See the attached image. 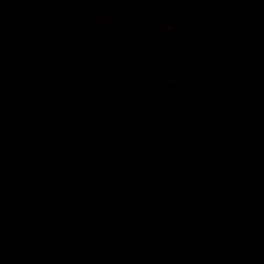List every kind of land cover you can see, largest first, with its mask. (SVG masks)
I'll use <instances>...</instances> for the list:
<instances>
[{
	"label": "rangeland",
	"instance_id": "374dc122",
	"mask_svg": "<svg viewBox=\"0 0 264 264\" xmlns=\"http://www.w3.org/2000/svg\"><path fill=\"white\" fill-rule=\"evenodd\" d=\"M0 1V25L10 23L20 35L70 33L93 58L82 94L43 81L26 93L16 117L0 116V200L13 198L0 214V230L23 215L40 225L39 252L30 264H113L127 250L134 207L162 201L165 216L142 244V264H163L162 247L197 184L211 177V169L201 174L197 168L228 138L239 114L253 74L246 64L250 48L264 50V0H196L192 14L175 0ZM127 3L139 10L131 22L122 17ZM219 16L232 37L191 40L190 26ZM213 63L225 74L215 76ZM166 98L189 101L173 130L147 144L114 140L144 120L141 103ZM257 141L214 175L220 182L201 232L177 250L172 264H264V122ZM79 176L96 184L72 188ZM237 218L246 224L240 246L226 236ZM89 221L96 222L91 236Z\"/></svg>",
	"mask_w": 264,
	"mask_h": 264
},
{
	"label": "water",
	"instance_id": "95a60500",
	"mask_svg": "<svg viewBox=\"0 0 264 264\" xmlns=\"http://www.w3.org/2000/svg\"><path fill=\"white\" fill-rule=\"evenodd\" d=\"M176 6L187 12L199 10L196 0H175ZM1 7V1H0ZM139 15L137 6L127 3L122 17L133 21ZM194 43L202 37L221 40L231 34L232 28L223 17L212 22H195L188 28ZM181 39L178 43H181ZM252 60L257 72L256 78L247 89L240 112L234 119L232 130L226 140L215 144L197 171L201 174L210 169L223 170L229 161L241 155L258 137L260 123L264 119V50L255 47ZM251 63V61H250ZM214 75L219 76L225 68L218 69L213 63ZM93 58L89 47L79 42L70 33H49L47 35H20L10 23L0 25V116L16 117L25 100L26 93L34 85L47 81L69 87L76 95L84 92L92 77ZM181 107V108H180ZM189 107L184 98H166L159 101L141 103L138 114L144 120L114 136V140L132 139L146 144L159 135L171 131ZM185 133V127L179 129ZM218 180H201L192 195V201L185 216L179 222L176 232L162 247L163 264H172V257L182 246L191 242L201 232V225L207 213L208 201L215 193ZM96 183L91 176L75 177L71 187L90 190ZM30 196L29 191L21 194L23 199ZM13 204V198L0 200V214H5ZM162 201L142 202L132 211V230L125 255L114 264H142V244L149 241L154 224L164 217L158 213ZM96 222L86 224V234L93 235ZM246 224L243 219L230 220L226 227V236L234 246H240L245 238ZM41 229L27 215L20 217L18 223L4 231L0 242V264H30L40 247Z\"/></svg>",
	"mask_w": 264,
	"mask_h": 264
},
{
	"label": "flooded vegetation",
	"instance_id": "af4514ba",
	"mask_svg": "<svg viewBox=\"0 0 264 264\" xmlns=\"http://www.w3.org/2000/svg\"><path fill=\"white\" fill-rule=\"evenodd\" d=\"M234 35V31H232L231 32V34L229 35L230 37H232ZM228 36V37H229ZM229 37V38H230ZM218 41H220V40H218ZM255 47H259L260 49H262L261 48V46L259 45V44H253L252 46H251V51H250V53H252V55L249 57V59L248 60H246V64H247V69L248 68H250L251 69V71H252V73L253 74H249V78H247V80L246 81H250V83L249 84H247V85H245L244 86V88H246V92H245V98H246V95H247V89L249 88V86L251 85V83H252V81L256 78V76H257V72H256V70L254 69V67H253V64H252V60L255 58V52H254V50H255ZM263 50V49H262ZM250 61H251V63H250ZM221 67H224V66H221ZM220 67V68H221ZM225 68V67H224ZM218 69H219V66H218ZM225 72H226V68H225V71L220 75V76H222L223 74H225ZM245 81V82H246ZM244 82V83H245ZM243 88V87H242ZM245 98H244V100H245ZM243 100V101H244ZM242 101V102H243ZM242 102H241V104H242ZM240 108H241V105H240ZM239 112H240V109H239ZM262 122H264V119L261 121V123H260V129H259V137H260V133H261V124H262ZM231 126H232V124H231ZM259 137L250 145V146H248L247 147V149L244 151V153L243 154H241V155H237V156H234L230 161H229V163L227 164V166L231 163V161L233 160V159H236V158H239V157H241V156H243L246 152H247V150L248 149H250L251 147H252V145L259 139ZM136 141V140H135ZM139 142V141H138ZM258 142V141H257ZM147 144V143H146ZM226 166V167H227ZM225 167V168H226ZM224 168V169H225ZM224 169L222 170V171H224ZM222 171H218V170H215V169H211V177L210 178H215L214 177V175H216V174H221V172ZM217 179V178H216ZM96 180V179H95ZM218 180V182H217V185L219 184V182H220V179H217ZM96 184V183H95ZM216 185V186H217ZM215 190H216V188H215ZM215 194V193H214ZM156 202H158V201H156ZM162 207V206H161ZM160 210H161V208H160ZM158 213H160V212H158ZM164 216H165V214H164ZM19 220V219H18ZM161 220V219H160ZM158 222V221H157ZM17 223H18V221H17ZM16 223V224H17ZM16 224H11V225H7L6 227H4L2 230H0V242L2 241V239H3V233H4V231H6L7 229H9V228H11V227H13V226H15ZM38 224V223H37ZM40 226V225H39ZM154 227H155V224H154ZM154 227H153V229H154ZM40 229H41V227H40ZM152 236H153V232H152ZM151 236V237H152ZM41 238H42V229H41ZM245 239V238H244ZM150 240H151V238H150ZM244 242V241H243ZM41 243V242H40ZM39 252V251H38ZM38 252L36 253V256H35V258L37 257V255H38ZM35 258H34V260H35ZM143 261V260H142ZM115 263V262H114ZM113 263V264H114Z\"/></svg>",
	"mask_w": 264,
	"mask_h": 264
}]
</instances>
